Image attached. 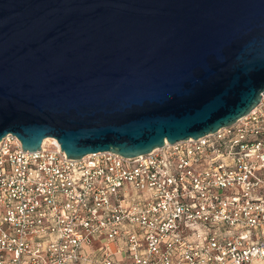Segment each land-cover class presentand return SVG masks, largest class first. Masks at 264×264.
I'll return each mask as SVG.
<instances>
[{"label": "water", "instance_id": "95a60500", "mask_svg": "<svg viewBox=\"0 0 264 264\" xmlns=\"http://www.w3.org/2000/svg\"><path fill=\"white\" fill-rule=\"evenodd\" d=\"M262 91L264 0H0V139L23 150L136 156Z\"/></svg>", "mask_w": 264, "mask_h": 264}, {"label": "built area", "instance_id": "2783aa9c", "mask_svg": "<svg viewBox=\"0 0 264 264\" xmlns=\"http://www.w3.org/2000/svg\"><path fill=\"white\" fill-rule=\"evenodd\" d=\"M262 92L233 123L136 156L5 134L0 264H264Z\"/></svg>", "mask_w": 264, "mask_h": 264}]
</instances>
